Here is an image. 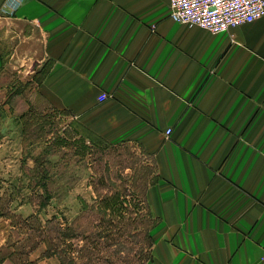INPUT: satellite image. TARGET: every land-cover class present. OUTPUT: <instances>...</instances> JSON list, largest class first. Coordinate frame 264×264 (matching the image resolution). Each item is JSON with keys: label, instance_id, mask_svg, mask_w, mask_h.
Returning <instances> with one entry per match:
<instances>
[{"label": "crops", "instance_id": "crops-1", "mask_svg": "<svg viewBox=\"0 0 264 264\" xmlns=\"http://www.w3.org/2000/svg\"><path fill=\"white\" fill-rule=\"evenodd\" d=\"M169 12V0H0V75L138 146L157 223L147 264H264V16L215 34Z\"/></svg>", "mask_w": 264, "mask_h": 264}, {"label": "rangeland", "instance_id": "rangeland-1", "mask_svg": "<svg viewBox=\"0 0 264 264\" xmlns=\"http://www.w3.org/2000/svg\"><path fill=\"white\" fill-rule=\"evenodd\" d=\"M150 171L138 146L100 137L69 112L53 107L34 84L12 73L0 75V236L7 237L3 246L10 243L24 249L22 264L62 262L59 256L40 257L42 243L32 250L31 230L23 221L30 223L35 215L37 226L57 227L56 243L61 226L80 217L88 227L93 219L96 232H108L119 241L100 253L102 263L133 264L139 250L145 249L148 229L154 241L156 221L135 207L144 206L140 200ZM130 209L138 212L129 227L124 221ZM79 243L81 247L84 241ZM112 250L116 256L111 257ZM5 253L0 250V259Z\"/></svg>", "mask_w": 264, "mask_h": 264}, {"label": "trees", "instance_id": "trees-1", "mask_svg": "<svg viewBox=\"0 0 264 264\" xmlns=\"http://www.w3.org/2000/svg\"><path fill=\"white\" fill-rule=\"evenodd\" d=\"M148 185H149V181L148 184L142 189V200H140V202L144 206H135V207L138 210L145 209L147 212L146 217H148V219L155 221L150 211L148 210V205L146 202V189ZM138 210L136 211H133L132 209L127 210L128 219L127 216L125 215L124 222H126L129 225V227L132 225V223H135L134 222L136 218L135 215L137 214ZM29 220H31L30 223H28L27 221L26 222L23 221V225H25L27 229L31 230V240H33L34 243V245L32 246V250H37L42 243L44 244L45 249H43L40 252V257L42 258H49L51 256L62 257V262L60 264H81L78 261V259L81 258L87 260L84 262V264H95V263L103 264L102 262H104L103 261L104 256L100 255V253H102V251L109 250L110 246L119 245L118 238L112 240L110 233L107 232L105 235H103L101 231L96 232L97 225L94 224L93 219H90L88 222L90 226L96 227L92 231H88L92 227L84 226L82 221L80 220V217H77L75 220H73L72 223H68L66 227L61 226V228H59L60 230L59 243H56L55 241L56 239H58V235H59L56 226H53L50 229L41 228L40 226H37L35 223L39 221L38 215L32 216ZM49 221L50 220H48L47 222ZM17 225H19V222H17ZM106 225L107 227L109 226L108 224ZM49 232L50 235H48ZM51 233H53V235H51ZM129 233L131 237L132 231L130 230V228H129ZM36 238H39V240L36 241ZM104 239H106V241H104ZM81 240L84 241V244L83 246L78 247L80 244L79 241ZM153 243L154 241L148 229L146 232L145 249L142 248L141 251L139 250L138 257L137 259L133 260V264L148 263V261L151 258V249L148 252V250H146V247L152 248ZM10 247H13L14 251H9ZM0 250H6V253L0 259V262L3 259L9 258L13 260L15 264H22L23 261L21 257L25 255V251H23L24 249L22 247L8 243L5 246H3ZM118 250L119 252H121L120 248H118ZM144 250H145V254L142 253ZM115 253H116L115 250H112L111 257L116 256ZM128 255H130V253ZM31 263H33V261Z\"/></svg>", "mask_w": 264, "mask_h": 264}, {"label": "built area", "instance_id": "built-area-1", "mask_svg": "<svg viewBox=\"0 0 264 264\" xmlns=\"http://www.w3.org/2000/svg\"><path fill=\"white\" fill-rule=\"evenodd\" d=\"M169 10L175 21L218 34L263 17L264 0H169ZM108 97L102 92L99 101Z\"/></svg>", "mask_w": 264, "mask_h": 264}]
</instances>
